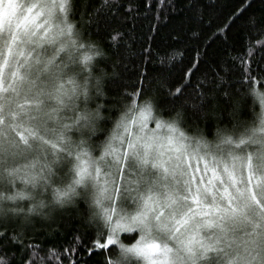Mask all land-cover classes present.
<instances>
[{"label":"snow or ice","instance_id":"6c2138e0","mask_svg":"<svg viewBox=\"0 0 264 264\" xmlns=\"http://www.w3.org/2000/svg\"><path fill=\"white\" fill-rule=\"evenodd\" d=\"M94 255L264 264V0H0V264Z\"/></svg>","mask_w":264,"mask_h":264},{"label":"trees","instance_id":"16d2710c","mask_svg":"<svg viewBox=\"0 0 264 264\" xmlns=\"http://www.w3.org/2000/svg\"><path fill=\"white\" fill-rule=\"evenodd\" d=\"M147 21H144V31H147ZM201 127H203V125H201ZM211 126H209L210 129ZM70 233L65 234L63 237L57 235L55 239H45V237L43 235L39 236L37 239L38 243H43L45 245V247L51 246V245H63V244H67L68 241L70 240ZM125 243H128L129 241L125 240ZM115 251V250H113ZM99 256L94 255L92 257L91 260L88 261V264H95L96 260L99 259ZM87 259V257H86ZM66 264V262H65Z\"/></svg>","mask_w":264,"mask_h":264},{"label":"rangeland","instance_id":"374dc122","mask_svg":"<svg viewBox=\"0 0 264 264\" xmlns=\"http://www.w3.org/2000/svg\"><path fill=\"white\" fill-rule=\"evenodd\" d=\"M151 126V125H150Z\"/></svg>","mask_w":264,"mask_h":264}]
</instances>
